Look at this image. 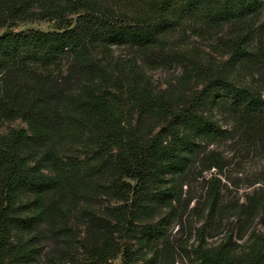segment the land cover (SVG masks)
Masks as SVG:
<instances>
[{
    "label": "trees",
    "instance_id": "1",
    "mask_svg": "<svg viewBox=\"0 0 264 264\" xmlns=\"http://www.w3.org/2000/svg\"><path fill=\"white\" fill-rule=\"evenodd\" d=\"M122 1L130 7L126 12L107 0H0V30L10 23L35 20L57 25L47 31L2 32L0 68L19 55L40 67H50V97L56 100L61 96L58 85L62 77L71 87L79 83L75 80L78 73L94 77L92 84L83 88H92L95 93L90 90L91 110L99 125L95 143L98 150L114 158L116 172L110 189L119 202L113 219L88 214L84 238L75 246L66 228L51 222L62 203L42 199L62 187L61 176L42 170L38 160L22 153L31 139L25 129L11 130L0 144V264H33L37 245L44 237L59 239L69 264H114L118 257L120 264H137L129 244L134 222L153 198L163 199L173 209L172 202L179 203L182 195V186L174 178L185 177L196 164L201 170L221 171L214 151L208 149L212 143L229 135L264 154V88H255L252 83L256 75L253 68L264 63V0ZM198 9L207 19L197 28L201 36L216 33V20L232 21L233 32L225 42L230 56L219 65L208 56L196 57L187 49L172 50L163 42ZM262 15V22H251ZM255 38L258 47L252 48ZM117 45L137 48L144 65L164 66L172 60L183 63L185 74H191L199 85L156 109V95L146 93L135 74L129 94L145 115L136 127H146L147 131H138L132 142L123 138L112 102L108 58L111 47ZM155 50L158 56L148 58ZM14 115L30 119L26 111L18 110ZM218 182L216 174L209 179L206 207L210 214L219 203ZM21 190L27 195H21ZM22 197L27 201L21 203ZM258 199L264 201L261 193ZM15 227L20 230L19 237L13 234ZM197 251L204 264H226L201 244ZM251 264H264V249Z\"/></svg>",
    "mask_w": 264,
    "mask_h": 264
},
{
    "label": "rangeland",
    "instance_id": "2",
    "mask_svg": "<svg viewBox=\"0 0 264 264\" xmlns=\"http://www.w3.org/2000/svg\"><path fill=\"white\" fill-rule=\"evenodd\" d=\"M107 1L125 12L130 8L122 0ZM262 21L263 15L251 20L257 22L256 25ZM205 22L207 19L198 9L165 36L164 44L172 50L187 49L196 57L208 56L219 65L230 56L225 42L233 32L232 21L216 20V33L201 36L197 28ZM56 28L54 21L14 22L2 28L0 34ZM257 41L255 38L251 42L252 48L258 47ZM153 52L148 58L158 56L159 51ZM141 54L135 47L117 45L111 47L108 58L115 118L128 142L134 140L138 131L142 134L147 131L146 127H136L137 121L143 120L145 115L129 94L135 74L142 80L143 90L156 95L153 101L156 109L170 98L174 101L179 94L199 87L191 74L190 77L185 74L183 63L172 60L164 66L144 65ZM253 72L255 88H264V63L253 68ZM51 76L50 67H40L24 55L8 60L0 68V144L13 129L23 128L28 132L31 139L24 144L22 153L30 155L33 161L38 160L42 170L56 171L62 179L59 190L42 196L45 201L62 203L51 222L65 227L67 237H72L78 247L84 238L88 214L97 213L111 219L116 214L114 207L119 202L110 189L116 169L113 156L102 153L95 143L99 125L91 110L90 90L95 93L92 88L87 91L83 88L85 84L91 85L94 77L78 73L75 80L79 83L72 87L65 84L62 77L58 85L61 96L56 100L50 97ZM141 97L145 99L146 94ZM18 110L26 111L30 119L15 116ZM208 149L214 151L221 171L201 170V165L196 164L185 177L174 178L173 181L182 186V195L179 203L172 202L173 209L156 197L134 222L135 231L129 244L135 250L137 264H204L197 251L199 244L212 254H218L226 264H251L263 251L264 201L260 202L258 196L261 193L264 198V154L229 135L212 143ZM213 174L219 179L220 199L215 213L210 214L206 195ZM2 177L0 163V183ZM20 194L27 195L25 190ZM25 201L26 197L20 200ZM13 234L19 237L18 227ZM120 261L118 257L114 264ZM33 264H69L64 245L57 238L44 237L37 245Z\"/></svg>",
    "mask_w": 264,
    "mask_h": 264
}]
</instances>
